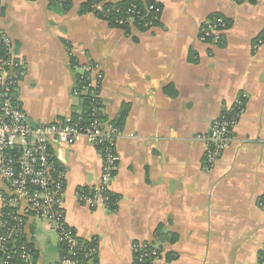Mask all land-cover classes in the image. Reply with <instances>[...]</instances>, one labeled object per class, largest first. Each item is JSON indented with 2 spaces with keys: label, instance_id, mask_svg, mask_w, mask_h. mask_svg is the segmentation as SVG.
I'll use <instances>...</instances> for the list:
<instances>
[{
  "label": "crops",
  "instance_id": "crops-1",
  "mask_svg": "<svg viewBox=\"0 0 264 264\" xmlns=\"http://www.w3.org/2000/svg\"><path fill=\"white\" fill-rule=\"evenodd\" d=\"M157 2L160 21L128 32L110 27L84 0L65 9L47 0H0V29L25 62L14 98L32 123L85 109L73 95L88 63L103 75V120L120 129L112 209H90L74 195L100 183L102 155L84 138L52 144L66 172L65 221L82 240L95 239L94 264H134L132 244L159 250L163 264H259L264 254V0ZM52 5V6H50ZM227 28L200 41L210 16ZM239 94L244 111L234 141L212 168L204 136ZM7 188L0 179V195ZM2 203L0 201V212ZM34 264H59L55 232L27 219Z\"/></svg>",
  "mask_w": 264,
  "mask_h": 264
},
{
  "label": "built area",
  "instance_id": "built-area-1",
  "mask_svg": "<svg viewBox=\"0 0 264 264\" xmlns=\"http://www.w3.org/2000/svg\"><path fill=\"white\" fill-rule=\"evenodd\" d=\"M51 1L60 3L62 0ZM141 5L142 10L134 4L125 10L106 11L100 5H94L93 9L115 28L131 29L143 23V29H150L160 21L162 7L157 2ZM1 14L0 5V17ZM226 28L221 16H210L200 27L199 39L202 42L214 40ZM12 46L10 37L0 29V179L8 191L6 195H0V264H34L35 250L25 237L27 219L30 218L55 232L65 251L59 264H79L81 259L86 264H94L98 254L97 241L79 239L65 221L66 172L53 163L51 147L54 143L72 146L84 138L98 149L102 155L100 183L92 188L78 189L74 197L90 209L99 206L108 209L114 204L110 199V185L119 162L116 144L121 131L102 117L100 89L103 75L95 64H86L73 90L75 97L86 101L84 111L36 125L14 98V90L26 69L25 62L14 54ZM245 103L246 95L239 94L234 104L212 122L209 131L197 137L205 145L207 168H212L233 143V131ZM258 206L264 210V198ZM132 253L134 264H163L159 250L150 244L134 243Z\"/></svg>",
  "mask_w": 264,
  "mask_h": 264
},
{
  "label": "trees",
  "instance_id": "trees-1",
  "mask_svg": "<svg viewBox=\"0 0 264 264\" xmlns=\"http://www.w3.org/2000/svg\"><path fill=\"white\" fill-rule=\"evenodd\" d=\"M47 1L50 4H52V5H57V6H60L62 8H65V9L69 8V6H70V4L67 2V0H62L60 3H56V2L51 1V0H47ZM84 1L85 2L82 4L83 11L93 12L100 19H103V18H101V16L98 15V13L93 9L94 5H100L103 8V10L108 11V10H112V9L125 10V9H128L131 4H134L138 10H142L141 3H139L138 1H135V0H119V1H115V2L106 1V0H84ZM245 1L246 2H251L252 0H241L240 2H245ZM146 3H151V1H147ZM52 5H50V6H52ZM142 24L143 23H140L139 25H136V28L140 29V30H144L143 27H142L143 26ZM109 26L115 28L114 25L112 23H110V22H109ZM118 29L123 30L125 32L129 31V29L127 27H122V28H118ZM82 102H83V105L85 107L86 106V101L84 100V98H83ZM110 199H111V203L116 201L115 198L112 195H111ZM110 205H113V204H110ZM110 205H109V207H110ZM112 208H113V206L110 207V209H112ZM94 241L96 242L95 239H94ZM94 241H93V243H95ZM84 245L87 246L89 244L84 243ZM60 249H61L62 255H64L65 251H64L63 247L60 246ZM79 264H86V262H85V260L81 259ZM259 264H264V254L261 255V257L259 259Z\"/></svg>",
  "mask_w": 264,
  "mask_h": 264
}]
</instances>
